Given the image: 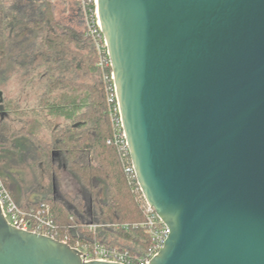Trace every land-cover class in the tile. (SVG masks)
<instances>
[{
    "label": "water",
    "instance_id": "1",
    "mask_svg": "<svg viewBox=\"0 0 264 264\" xmlns=\"http://www.w3.org/2000/svg\"><path fill=\"white\" fill-rule=\"evenodd\" d=\"M97 13L139 190L169 230L147 264H264V0H97ZM0 264L120 263L0 209Z\"/></svg>",
    "mask_w": 264,
    "mask_h": 264
},
{
    "label": "trees",
    "instance_id": "2",
    "mask_svg": "<svg viewBox=\"0 0 264 264\" xmlns=\"http://www.w3.org/2000/svg\"><path fill=\"white\" fill-rule=\"evenodd\" d=\"M73 3L90 20L93 6L87 3L84 12L79 0ZM0 51L21 75L23 86L36 79L44 82L37 108L21 109L12 98L0 104L16 116H34L12 130L0 115V178L15 202L33 209L48 205L54 237L71 246L123 239L135 245L128 248L132 254L146 249L151 239L140 226L146 201L112 136L111 83L103 77L111 68L97 65L99 56L87 30L62 24L52 0H0ZM40 129L45 135H39ZM22 163L39 187L44 168L51 179L47 191L30 198L34 184L26 187L18 169ZM63 171L78 184L73 196L62 189ZM98 223L126 224L127 229L99 227L94 234L89 227Z\"/></svg>",
    "mask_w": 264,
    "mask_h": 264
},
{
    "label": "built area",
    "instance_id": "3",
    "mask_svg": "<svg viewBox=\"0 0 264 264\" xmlns=\"http://www.w3.org/2000/svg\"><path fill=\"white\" fill-rule=\"evenodd\" d=\"M80 5L86 11V4L89 3L93 6V11L90 13V20L87 24V35L92 40V44L95 47L99 61L97 65L105 68L110 67V60L108 58L107 43L101 30V24L99 22L97 13V0H79ZM111 68V67H110ZM104 79L110 81V94L108 95V101L112 104L110 106V117L114 124L113 141L118 145L119 153L124 161L125 170L134 175V167L130 159L129 149L125 138V132L123 130V123L120 115L119 102L117 98L116 88L113 79V72L104 74ZM129 156V161L127 160ZM126 159V160H125ZM136 178V177H135ZM140 189V188H139ZM146 201V200H145ZM0 209L6 221L19 229L39 233L54 237L55 220L53 213L48 205H41L40 208H23L15 202L9 190L5 187L2 179L0 178ZM143 213L145 220L141 227L149 235L151 242L144 250L138 251V253L132 254L128 248H120L110 243H103L94 240L90 244H80L77 242L74 247L78 249L83 255L84 259L100 260L112 263L120 264H147L152 257H155L160 249L163 247L164 241L169 233L168 227L161 220L155 210L147 202L145 203ZM99 227L112 228V229H127V225L124 224L121 227L118 225L109 224H91L89 229L95 234ZM66 242V241H64ZM67 243V242H66Z\"/></svg>",
    "mask_w": 264,
    "mask_h": 264
},
{
    "label": "rangeland",
    "instance_id": "4",
    "mask_svg": "<svg viewBox=\"0 0 264 264\" xmlns=\"http://www.w3.org/2000/svg\"><path fill=\"white\" fill-rule=\"evenodd\" d=\"M76 0H52L53 10L56 18L65 25H70L78 31L87 29L88 19L79 14L76 5L73 3ZM3 52V51H2ZM0 51V91L2 92V102L9 99H16L21 109H30L38 107V100L43 91L44 82L41 79H36L32 84L23 86L22 77L20 74L14 73V66L3 55L1 58ZM1 102V103H2ZM0 103V104H1ZM0 115L6 119L12 130L18 129L34 120V116L29 114L26 117H19L8 112L5 109H0ZM0 117V118H1ZM39 135H45V131L40 129ZM25 163H22L18 169L20 170L24 180H26V187L34 184V189L30 198L41 195L49 189L50 176L41 166L42 179L40 186L33 183V174ZM60 183L65 193L74 195L78 191V184L76 180L66 171L62 172ZM113 240L112 236H109ZM115 246H122L124 248L135 247L131 242H126L123 239H115Z\"/></svg>",
    "mask_w": 264,
    "mask_h": 264
},
{
    "label": "bare ground",
    "instance_id": "5",
    "mask_svg": "<svg viewBox=\"0 0 264 264\" xmlns=\"http://www.w3.org/2000/svg\"><path fill=\"white\" fill-rule=\"evenodd\" d=\"M100 22V21H99Z\"/></svg>",
    "mask_w": 264,
    "mask_h": 264
}]
</instances>
